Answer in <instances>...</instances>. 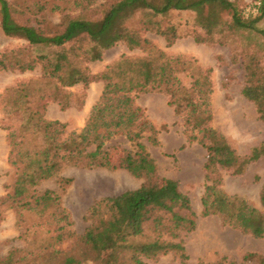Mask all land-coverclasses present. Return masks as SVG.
I'll return each instance as SVG.
<instances>
[{
    "label": "trees",
    "instance_id": "16d2710c",
    "mask_svg": "<svg viewBox=\"0 0 264 264\" xmlns=\"http://www.w3.org/2000/svg\"><path fill=\"white\" fill-rule=\"evenodd\" d=\"M256 1V13L251 19V14L243 15L239 0H117L94 19L65 15L64 28L58 31L42 28V24L41 27L21 24L8 1L0 0L2 33L25 43L0 55V70L24 72L37 66L41 69L38 81H26L1 97L5 109L2 128L6 129L7 161L14 169L15 178L11 192L1 197L0 203L33 210L43 216L55 207L58 196L49 190L37 191L41 182L56 176L66 166L114 168L117 164L112 162L104 145L113 137L124 136L132 150L117 166L134 177L144 178L143 183L101 201L108 205L110 218L91 225L83 236L84 244L95 264H115L126 249L132 250L131 264H145L141 257L156 258L167 252L185 260L187 256L180 241H165L159 236L150 242H134L142 236L143 225L155 212L169 215L168 226H160L168 227L164 231H173L175 238L180 231L190 232L195 226V215L176 181L160 179V185L154 186L151 178L155 175V165L140 142L147 131L151 133L148 139L153 144L156 140L144 111L136 105V97L143 93H163L183 125L187 142H197L206 151L200 216L216 215L223 225L264 239V213L246 200L220 190V171L241 175L247 165L264 155V143L243 156L238 155L211 125V69L202 67L192 57L169 56L142 36L145 32L155 33L163 37L169 47L179 34L172 25L162 28L155 17L189 11L195 14L196 30L192 35L196 43L226 44L228 32L252 30L256 20L264 16V0ZM140 16L135 27L134 21ZM132 20L133 29L129 27ZM261 33L264 37V32ZM117 42L125 43L129 49L145 51L147 55L121 57L104 70L92 73L87 63L101 60L102 50ZM41 49L48 52H39ZM34 50L39 53L32 55ZM243 67L241 94L254 104L258 118L264 121V65L260 66L254 56H249ZM181 74L190 79L189 85ZM99 81L103 82L100 95L79 129L68 131L66 122L45 116L48 102L57 98L42 89L52 86L60 93L61 89L80 84L86 93L91 83ZM84 97L85 94L83 100ZM57 102L61 110L69 107L60 100ZM70 182L71 179L64 178L60 185ZM259 202L264 210V185ZM130 237H133V245L128 243ZM12 262V252L0 257V264ZM63 264L78 263L67 256Z\"/></svg>",
    "mask_w": 264,
    "mask_h": 264
},
{
    "label": "rangeland",
    "instance_id": "374dc122",
    "mask_svg": "<svg viewBox=\"0 0 264 264\" xmlns=\"http://www.w3.org/2000/svg\"><path fill=\"white\" fill-rule=\"evenodd\" d=\"M7 1L14 10L15 19L21 24L39 27L43 25L42 28L62 31L65 15L94 19L117 0H92L89 3L85 0ZM255 2L257 1L239 0L243 15L251 14V19L254 17ZM140 18L141 16L134 21L135 27H138ZM155 19L160 21L162 28L174 26L179 37L169 47L166 46L164 38L155 33L145 32L143 37L169 56L192 57L202 67L211 69L212 127L240 156L263 144L264 121L258 118L254 104L243 97L241 90L244 86L243 65L246 59L254 56L260 66L264 65V37L261 33L264 32V16L256 20L252 30L228 32L225 37L227 43L222 45L194 41L192 34L196 27L193 12H171ZM129 27L133 29V20ZM24 44L22 39L5 36L0 29V55ZM39 52L47 53L48 49H41ZM39 52L34 50L32 55ZM146 55L145 51L129 49L125 43L117 42L102 50L101 60L89 62L87 66L92 73H96L121 57L140 58ZM40 74V66L24 72L0 70V199L11 192L15 178L14 169L7 161L6 129L2 128L5 109L1 97L9 89L26 81H38ZM180 76L185 84L189 85L190 79L183 74ZM94 83L90 85L96 95L99 85L103 87V82H96L98 86L93 85ZM55 88L47 86L42 91L55 96L62 104H69V107L61 110L57 101H49L47 107H59H54L51 117L62 118L67 123L68 131L79 129L85 124L88 116L81 110L83 103L77 108L83 100L84 90L80 84L61 89L60 93H56ZM135 101L144 111L145 118L153 129L152 136L156 140L153 144L148 139L151 135L148 131L143 133L140 139L155 165V175L151 178L154 186L160 185V179L176 181L178 190L188 199L195 215L194 229L190 232L180 231L175 238L173 231L166 232L164 230H168V227L160 226H168L169 215L155 212L143 225L142 236L134 241L145 243L159 236L165 241H180L187 256L185 260H181L172 252L156 258L141 259L145 264H264V239L253 238L250 234L223 225L216 215L200 216L206 151L197 142H187L183 125L175 116L173 107L168 105L166 95L143 93L139 94ZM45 116L47 117L46 112ZM104 148H108L109 157L117 165L122 163L127 152L132 150L124 136L111 138ZM117 165L114 168L66 166L56 176L41 182L36 188L37 191L49 190L58 196L55 207L47 210L43 216L33 210H22L0 203V257L12 252L13 264H63L64 258L70 256L78 264H95L84 244L83 236L91 225L110 218L108 205L101 201L136 189L144 180L142 177H134L125 168ZM220 174V190L223 193L240 197L264 213L259 202V193L264 185V155L247 165L241 175H233L225 170H221ZM64 178L71 179V182L61 187L60 181ZM128 243L133 245V237L129 238ZM131 256L132 250L126 249L115 264H131Z\"/></svg>",
    "mask_w": 264,
    "mask_h": 264
},
{
    "label": "crops",
    "instance_id": "0c3cea01",
    "mask_svg": "<svg viewBox=\"0 0 264 264\" xmlns=\"http://www.w3.org/2000/svg\"><path fill=\"white\" fill-rule=\"evenodd\" d=\"M93 85H97L98 86L99 84L95 82ZM92 90H93L92 89V86L89 85L88 89L86 90L85 97H84V102H83V106H82V109H81V110H83V113H85L86 115H88L91 106L95 102L96 96L98 98V96L100 95V92L102 90V86L99 85V91H98V93L96 95H94V93L92 92ZM54 107H56L57 109H59V107L52 106V105H49L46 108V115H47V117L49 119H55V120H60V121H63L64 122V120L62 118H60L59 116H57V117H51V113H52Z\"/></svg>",
    "mask_w": 264,
    "mask_h": 264
}]
</instances>
